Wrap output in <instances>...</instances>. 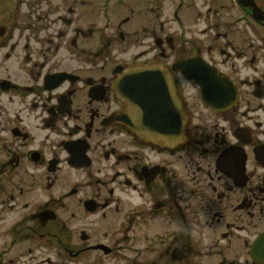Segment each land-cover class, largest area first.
I'll return each mask as SVG.
<instances>
[{
  "label": "flooded vegetation",
  "instance_id": "af4514ba",
  "mask_svg": "<svg viewBox=\"0 0 264 264\" xmlns=\"http://www.w3.org/2000/svg\"><path fill=\"white\" fill-rule=\"evenodd\" d=\"M228 2L0 0V264H264V22Z\"/></svg>",
  "mask_w": 264,
  "mask_h": 264
},
{
  "label": "water",
  "instance_id": "95a60500",
  "mask_svg": "<svg viewBox=\"0 0 264 264\" xmlns=\"http://www.w3.org/2000/svg\"><path fill=\"white\" fill-rule=\"evenodd\" d=\"M241 5L244 7H250L253 10L254 18L258 21L264 20V11H262L255 3L254 0H238ZM139 71L137 69H133L129 71L127 75L121 76L117 82L116 89H118V98L121 100H125L130 108H131V117L134 120L133 127L136 129L137 132H142L145 136L149 139L154 141H163V142H176L177 139L181 136L179 133H166L165 130L160 129L157 133L153 132L154 130L144 131L140 128L144 126L141 125V122L147 120L151 123L154 120V117L151 114L142 112V105L143 104H158L159 110L163 113H158L159 123L158 126L163 128H171L175 126L174 124L179 120L180 113H181V105L179 99L177 98L176 91L173 90L172 85L169 83L168 79L163 76H159L157 81L153 82V85H157L158 90L157 93L152 95V92L149 91L146 93L152 96L150 99H141L137 98L138 95L141 93L137 90L138 87V80L140 81V75L138 78ZM203 83V82H202ZM140 84V83H139ZM145 88L149 85L150 88L152 87L150 84L144 82L142 84ZM203 88H206L207 85L203 84ZM174 121V124H173ZM161 122H163L161 126ZM152 127H156L157 124L153 123L150 125ZM159 127V128H160ZM263 245H264V234L260 235L255 243V249L259 252V254L264 255L263 253Z\"/></svg>",
  "mask_w": 264,
  "mask_h": 264
},
{
  "label": "rangeland",
  "instance_id": "374dc122",
  "mask_svg": "<svg viewBox=\"0 0 264 264\" xmlns=\"http://www.w3.org/2000/svg\"><path fill=\"white\" fill-rule=\"evenodd\" d=\"M258 1V3L260 4V5H263V8H264V0H257ZM222 2H223V4H225V5H229V2H228V0H222ZM169 12H167V14H168ZM240 12H238V14H239ZM227 16V15H226ZM241 25L242 24H240L239 25V27L241 28ZM206 27V24L204 23V22H201V23H199L198 22V24L195 26V27H193V29H204ZM244 29V28H243ZM254 29L259 33V35H261V36H263L262 35V27L260 26V25H258V24H256L255 23V25H254ZM259 43L260 42H258V44L257 45H259Z\"/></svg>",
  "mask_w": 264,
  "mask_h": 264
}]
</instances>
